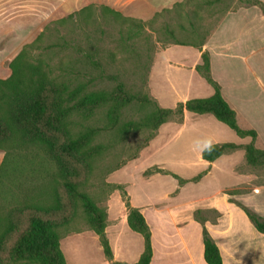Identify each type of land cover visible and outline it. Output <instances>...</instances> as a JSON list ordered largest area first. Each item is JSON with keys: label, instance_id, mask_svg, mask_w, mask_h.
Masks as SVG:
<instances>
[{"label": "trees", "instance_id": "obj_1", "mask_svg": "<svg viewBox=\"0 0 264 264\" xmlns=\"http://www.w3.org/2000/svg\"><path fill=\"white\" fill-rule=\"evenodd\" d=\"M212 2L214 0H181L171 8L157 12L149 21L137 20L103 6L104 16L118 24L123 45H127L125 40H131L135 51L138 46L134 38L145 31L147 25L153 27L160 16L176 15L181 19L177 28L165 24L161 27L164 32L160 31L161 35L167 36L171 41H162V46L156 47L154 53L161 47L164 49L174 44L199 48L202 50V62L197 64L196 70L214 88L211 96L190 98L179 102L175 108H164L156 101L148 100L154 109L142 121H131L122 125L121 131H135L143 127L157 129L174 117L181 120L185 111L212 114L233 129L238 136L250 137L251 141L243 144L233 141L214 143V151L210 154L202 152V157L207 161H214L224 154L243 148L249 165L263 166L264 149L255 145L258 132L255 129L242 128L238 124L236 110L225 99L219 82L213 77L210 53L203 50L208 34L200 23V14L192 6ZM248 3L258 5L264 12L262 0H248ZM91 10L92 5L84 7L54 23H63L81 12L87 16V12L90 13ZM48 28L49 25L45 29ZM44 33L45 31L41 32L34 41L24 45L9 63L11 75L0 78V150L6 151L0 166V264L22 261L33 264H68L60 240L62 230L70 223L78 207L83 209L87 222L98 235L104 254L111 264H129L113 260V252L106 235L107 208L99 205L88 193L81 191V182L73 179L80 175L79 164H88V160L99 154L101 148L92 143L99 129L93 126L76 129L72 124V117L81 111L85 113L87 110L108 105L109 122L117 126L122 108L132 99L127 94L122 95L123 83L117 84L112 90L92 89L89 83L75 78L79 72H74V69L63 72L66 74H56L50 59L32 54V49L38 46ZM150 35L144 39L152 38L153 35ZM160 41L156 40L155 43ZM147 50L152 51V47L149 46ZM59 66L58 69L61 70ZM16 154L36 155L30 166L23 168ZM18 163L21 167L19 170L15 167ZM45 163H53L56 169L53 176L43 175L42 172L37 179L32 177L34 175L29 176V172L35 171L38 166L46 165ZM155 172L172 174L180 184L189 180L198 181L204 175L202 172L192 179H184L160 167L146 171L145 174ZM57 176L63 180L62 186L57 185ZM8 178L10 182H5ZM53 181L56 183L53 192L55 197L54 202L49 205L40 198L47 197L45 185ZM117 185L121 188V184ZM234 191L230 190V193H235ZM122 193L128 207L129 226L144 237V251L135 264H150L153 256L150 226L142 211L131 206L127 192L123 190ZM38 198L43 204H39ZM237 203L245 210L256 228L264 233V216L240 202ZM214 213L218 215L217 211ZM196 218L203 224L206 221L202 210L196 212ZM203 237L207 263L223 264L219 246L206 226L203 229Z\"/></svg>", "mask_w": 264, "mask_h": 264}, {"label": "rangeland", "instance_id": "obj_2", "mask_svg": "<svg viewBox=\"0 0 264 264\" xmlns=\"http://www.w3.org/2000/svg\"><path fill=\"white\" fill-rule=\"evenodd\" d=\"M38 1L42 3L43 7L41 9L38 8ZM262 1L264 2V0ZM28 2V0H15L14 2L9 0V2H5V6L0 7V40L3 38L0 41V49L5 44H11L10 42L21 43V39H13L16 32H20L25 36V33L29 30L37 28L42 19L50 16V12H56L57 14H53L52 20L47 22L43 26L44 28L41 29L42 31L34 35V38L26 40L19 47H17L18 43L14 45L13 57L11 58L13 59L24 45L34 41L41 32L45 31L42 40L38 42V46L32 49V54L50 59L56 74L74 69V72H79V75L75 78L89 83V87L92 89L112 90L117 84L123 83L122 95L127 94L132 99L129 103H125L122 108L117 126H113L109 122L108 105L87 110L88 112L85 113L81 111L72 117V124L76 129L87 126L99 129L92 142L94 146H100L99 154H95L93 159H89L88 164L80 163V175L73 178L81 182L79 189L91 195L99 205L107 208L112 193L117 189L122 192L125 189L124 184H121V188H119L114 179L122 177L123 180L130 181L133 179L131 177L132 172L136 173L137 176L139 174L146 175V171L160 167L166 171L170 172L171 170L186 176L193 175L195 177L202 172L205 175L208 166L203 165L201 162L202 152L200 147L202 146H197V140L211 138L214 143L225 141L249 143L251 141L250 137L242 139L233 129L219 121L212 114L198 117L202 115L191 112L189 113L192 114L190 116L196 117H190L186 122H184L185 116L181 120L179 117H174L161 124L157 129L143 127L135 131L133 129L128 132L121 131L122 125L131 121H142L154 109L153 104L148 100L156 101L164 108H175L179 102L184 101L180 99L181 97L183 99L187 97L183 95L181 89L174 90L173 86H179V83H183L190 78V66L188 64L184 66L180 62L186 61L185 63H188L191 60L190 58H184L186 48L191 47L171 49L168 56L172 58V65H165V67L160 65L159 69L163 72L162 75L159 76L157 73L159 79L157 78L153 83L151 81V73L158 56L157 52L162 51L163 47L159 48L156 53H154V50L156 47L162 46V41L167 42L168 40L167 36L161 35L160 31L163 30L161 27L168 24L177 28V23L181 19L176 15L160 16L153 27L147 25V29L134 38L138 46L135 51L132 48L133 41L125 40L127 45H123L118 24L111 21V18L104 16L103 5H92V10L90 13L87 12V16L81 12L63 23H54L68 16L64 12L67 8H57V3L60 0H30V3L37 2V8L33 6L34 3L30 7ZM8 3L10 4L7 5ZM246 4H248V0H214L212 3H200L192 7L200 14V23L203 25L204 31L207 32L208 38L228 11L236 10ZM260 10L263 14L261 7ZM44 11L45 13H41ZM48 25L49 28L46 30L45 28ZM261 28L264 31V23H262ZM12 30L15 32H11ZM150 34L153 37L145 40L144 38ZM156 40L161 41L155 43ZM149 46L152 47V51L147 50ZM14 53L16 54L14 55ZM165 58L166 55L164 58L159 59V62ZM11 60H7L5 66L9 67ZM59 65H62V67ZM58 66L61 70L58 69ZM261 69L264 70V61ZM261 75L264 77L262 73ZM162 92L166 94H161ZM256 93L250 90L244 96L238 95L234 98V106H231L236 110L238 124L242 128H251L258 132L255 145L264 149V91ZM142 154H161L150 160L149 163L153 160L165 161V163L161 166L149 167L150 164L145 165L140 160ZM171 154H188L191 165L180 164L179 160L172 157ZM227 154H244L243 157L238 159L237 169L250 174L252 177L251 183L242 185L235 192H246L253 189L254 184H264V165L257 167L249 165L243 148ZM34 155L36 154H16V157L24 168V166H30V162L34 160ZM4 156H6V151L1 149L0 166ZM135 162L137 164L142 163L137 170L134 169ZM45 164L38 166L41 169L37 167L35 171L29 172V176L34 175L32 176L34 179L40 178V172L43 175L53 176L56 173L53 163L52 165ZM15 167L18 170L21 169L19 163ZM172 176L168 175L167 177L174 180ZM212 179L213 175H209L202 182L208 184ZM6 181L10 182V179L8 178ZM62 181L57 176L58 186H62ZM149 187L158 190L154 183ZM55 189L56 183L54 181L45 185V190L48 191L46 192L47 197L44 196L40 200L51 205L54 202L55 193L53 192ZM0 201L2 202L1 197ZM38 202L39 204L42 203L39 198ZM60 242L63 244L61 248L64 249L63 252L68 264H81L83 258L85 264H104L109 260L104 254L98 235L90 227L81 207L75 209L70 223L62 230ZM97 242L102 249L98 248ZM14 264L33 263L22 261Z\"/></svg>", "mask_w": 264, "mask_h": 264}, {"label": "crops", "instance_id": "obj_3", "mask_svg": "<svg viewBox=\"0 0 264 264\" xmlns=\"http://www.w3.org/2000/svg\"><path fill=\"white\" fill-rule=\"evenodd\" d=\"M6 1L9 2L0 0V7L5 6ZM28 1L30 7L34 3L33 6L37 8V2ZM178 1L181 0H60L57 8H67L64 12L69 15L90 5H103L125 16L149 20L157 12L173 7ZM42 7L41 1H38V8ZM49 14L51 15L42 19L38 23L39 26L29 30L25 36L16 32L13 39H21V43L10 42L11 44H5L0 49V78L11 75V68L5 66V63L12 59L14 45L18 43L19 47L42 31L43 26L57 13ZM262 23L264 12L262 14L258 5L248 3L236 10L228 11L203 45V50L210 53L213 77L219 82L223 96L232 106L234 98L238 95L244 96L250 90H253V93L264 91V77L261 75L262 73L264 76V70L261 69L264 61ZM177 47H191L186 48L184 56L185 59L191 60L185 63L186 61L182 59L185 62H180L184 66L187 64L190 66V78L179 83V86H173L174 90L179 88L183 95L187 96L180 99L186 101L190 98L211 96L214 88L196 70L197 64L202 62V50L191 45L174 44L157 52L158 56L151 73L152 83L158 78L157 73L159 76L163 73L159 69L160 65L164 67L172 65L173 61L168 53ZM165 55L166 58L159 62ZM189 113L185 112L184 122L190 117H196L190 116L192 114ZM199 115L202 116L198 117H205L204 115L208 114ZM160 155L142 154L140 160L145 165L150 164L149 167L161 166L165 161L153 160L149 163ZM243 155L224 154L214 161H207L201 154L202 164L208 166L207 173L198 181L189 180L183 184H180L172 174L161 172L138 176L132 172L133 179L130 181L123 180L122 177L114 179L118 184L125 185L124 190L131 206L142 211L150 226L153 246L150 264H208L204 257V226L219 246L223 264H264V233L256 228L245 210L237 203L240 202L264 216V184H254L253 189L246 192L230 193V190H236L252 181L250 174L237 169L238 159ZM171 156L177 158L180 164L191 165L188 154ZM141 164L135 162L134 169L137 170ZM170 172L184 179L193 178V175L186 176L171 170ZM168 175L174 180L168 179ZM209 175H213V179L204 184L202 181ZM153 183L158 190L149 187ZM198 210H202L206 215L204 224L196 218ZM214 211H217L218 215H215ZM107 212L106 235L113 252V260L137 263L144 251V237L129 226L128 207L121 190L117 189L112 193L107 203ZM61 245L63 247V244ZM98 246L102 249L99 243ZM81 264H85L84 258ZM104 264H111V261L107 260Z\"/></svg>", "mask_w": 264, "mask_h": 264}, {"label": "clouds", "instance_id": "obj_4", "mask_svg": "<svg viewBox=\"0 0 264 264\" xmlns=\"http://www.w3.org/2000/svg\"><path fill=\"white\" fill-rule=\"evenodd\" d=\"M197 146H202L200 147L201 152H208L209 154L214 151L215 144L214 141L211 138H204L202 140H197L196 141Z\"/></svg>", "mask_w": 264, "mask_h": 264}]
</instances>
